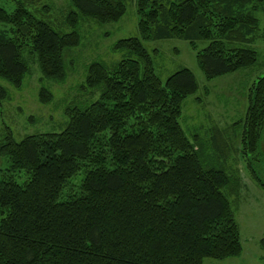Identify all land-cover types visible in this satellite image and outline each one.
<instances>
[{
  "label": "trees",
  "instance_id": "16d2710c",
  "mask_svg": "<svg viewBox=\"0 0 264 264\" xmlns=\"http://www.w3.org/2000/svg\"><path fill=\"white\" fill-rule=\"evenodd\" d=\"M69 1L71 28L75 13L101 23L126 10L125 0ZM39 2L22 0L11 14L0 6V24L9 25L0 27V77L16 86L33 62L44 77L63 80V51L78 43L77 31L63 32L35 13L50 9ZM135 6L140 36L116 42L113 48L125 51L111 66H87L86 87L96 99L72 105L58 131L16 140L8 129L0 137L11 171L0 178V264H202L242 251L225 161L205 162L200 135L190 139L181 125L195 76L181 67L162 81L141 39L188 40L207 79L248 68L258 63L251 45L260 36L256 13L264 12V0H135ZM6 95L0 85V101ZM233 124L242 126L243 152L259 153L264 74L250 85L244 116ZM214 141L224 154L219 131ZM16 170L27 180L17 182ZM78 174V190L63 195Z\"/></svg>",
  "mask_w": 264,
  "mask_h": 264
},
{
  "label": "rangeland",
  "instance_id": "374dc122",
  "mask_svg": "<svg viewBox=\"0 0 264 264\" xmlns=\"http://www.w3.org/2000/svg\"><path fill=\"white\" fill-rule=\"evenodd\" d=\"M20 1L0 0V6L5 13L11 14L21 5ZM40 1V4H49L50 9L48 13L39 10L35 13L52 19L63 32L77 31L78 43L63 51V80L44 77L38 62L30 63L29 71L21 77L19 86L11 83L12 80L0 77V85L7 92V97L0 101V137L8 129L16 140H20L26 134L63 128L68 109L83 106L98 97L97 91L86 87L89 63L99 61L111 66L123 57L125 51L113 48L116 42L122 38L140 36L135 0H125L126 10L116 21L100 23L89 16L75 13L74 28L65 22V15L74 8L69 0ZM26 6L35 9L29 3ZM256 15L259 18L260 36L251 46L257 51L258 63L210 79L205 77L198 64L196 50L188 40L178 37L141 39L142 46L151 55L154 71L162 81L181 67H187L194 74L197 90L182 102L181 125L190 139L194 134L200 135L204 161L215 165L225 161V170L231 175L229 197L234 201L242 251L223 260L206 257L202 264H264V128L257 150L259 153H244L241 147L242 126L233 124L244 116L250 85L264 74V12L259 11ZM3 26L9 25L1 23L0 27ZM42 88L44 94L40 96ZM217 131L227 145L224 154L216 149L214 137ZM9 167L8 157L0 156V178L11 172ZM12 172L17 182L27 180L28 175L24 171ZM81 178L82 174L72 177L63 195L76 192Z\"/></svg>",
  "mask_w": 264,
  "mask_h": 264
}]
</instances>
